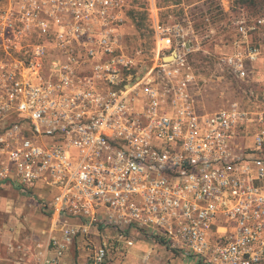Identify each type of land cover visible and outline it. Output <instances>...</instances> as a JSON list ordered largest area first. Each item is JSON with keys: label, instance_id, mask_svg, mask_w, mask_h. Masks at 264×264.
Here are the masks:
<instances>
[{"label": "built area", "instance_id": "2783aa9c", "mask_svg": "<svg viewBox=\"0 0 264 264\" xmlns=\"http://www.w3.org/2000/svg\"><path fill=\"white\" fill-rule=\"evenodd\" d=\"M149 3L145 56L128 0H0V187L49 222L18 264H124L139 242L264 264V16L226 26L212 78L234 98L208 112L183 30Z\"/></svg>", "mask_w": 264, "mask_h": 264}, {"label": "rangeland", "instance_id": "374dc122", "mask_svg": "<svg viewBox=\"0 0 264 264\" xmlns=\"http://www.w3.org/2000/svg\"><path fill=\"white\" fill-rule=\"evenodd\" d=\"M156 3L158 9L161 10L160 18L164 22L175 11L174 14L178 15V18L184 19L187 17L194 23L193 27L185 32L187 45L184 53L189 56L194 69L197 72H203V75L209 81L208 88L214 90V92L205 95L203 100H199V105L208 112L217 111L227 103L228 99L234 98V90L223 95H220V92L225 88L236 86L228 83L225 85L224 83L217 84V80L212 78L217 69L212 57L224 50V42L228 39L226 26L229 23L242 18H246L251 22L264 16V0H226V11L223 13L220 11L221 7L216 2H212L204 10L206 17H210V22L199 20L197 7H190L188 16L185 15L184 10L181 16L179 10L174 9L175 7L169 11L165 9L167 5H177L179 0H156ZM128 4L129 21L126 22L124 27L125 41L130 48H138L143 51V55L150 56L154 44V31L151 28L149 0H128ZM202 11L203 9L201 13ZM166 61L171 60L166 59ZM48 228L49 222L35 202L30 198L20 197L12 189L0 188V258H7L9 244L13 243L14 245L12 247L13 253L8 256L11 261L6 260L4 262L13 264L12 260L16 255H22L21 251L18 250L19 246L23 249L24 247L28 248L33 253L41 250L46 241L45 232ZM150 247L152 248L151 258L149 261L143 262L144 254ZM128 260L129 262L132 261V264L134 262L136 264H186L182 258L167 252L159 246L141 242L132 251Z\"/></svg>", "mask_w": 264, "mask_h": 264}, {"label": "crops", "instance_id": "0c3cea01", "mask_svg": "<svg viewBox=\"0 0 264 264\" xmlns=\"http://www.w3.org/2000/svg\"><path fill=\"white\" fill-rule=\"evenodd\" d=\"M225 1L226 0H179V3L177 4V5H175V6H168L167 5V7L165 8L167 11H169V10H172L174 7V9H178L179 10V12H180V15L182 16V12H183V10H184V13H185V15L186 16H188V12H189V9H191V8H193V7H197L196 9H197V11L199 12L198 14H197V16L199 17V20L201 19L203 22L204 21H207V17H206V14L204 13L205 11V7L208 5V4H210V3H212V2H216L217 3V5H219L221 8V10L220 11H222V13L224 12V11H226V4H225ZM157 4V3H156ZM187 5V6H186ZM222 6H223V8H222ZM184 7H185V9H184ZM191 7V8H190ZM203 9V11H202V13H201V10ZM174 12L175 11H173L172 12V14L171 13H169V14H171L170 16H169V18L167 19H165L166 20V25H169V26H175L176 27V25L177 26H180L181 27V29L183 30V32H184V34H185V32L186 31H189L192 27H193V22L192 21H190V19L189 18H184V19H182V18H178L177 16L178 15H176V14H174ZM178 12V13H179ZM190 12H192L191 10H190ZM180 16V17H181ZM197 30H198V28H197ZM1 188V187H0ZM8 188V187H7ZM10 189V188H9ZM20 197H24V196H20ZM24 198H26V197H24ZM10 245V248L8 249V253H7V258H0V264H7L6 262H4V261H6V260H9V261H11L10 260V257H8L9 255H10V253H13V243H10L9 244ZM16 254H18V253H16ZM19 256H21V257H19ZM23 256L21 255V254H18V255H16V257L12 260V263L13 264H18V262H19V259H21ZM132 262V261H131ZM131 262H129V260H127V262L126 263H124V264H132ZM133 264H136V262H134Z\"/></svg>", "mask_w": 264, "mask_h": 264}, {"label": "water", "instance_id": "95a60500", "mask_svg": "<svg viewBox=\"0 0 264 264\" xmlns=\"http://www.w3.org/2000/svg\"><path fill=\"white\" fill-rule=\"evenodd\" d=\"M168 59H169V60H171L172 58H171V57H169Z\"/></svg>", "mask_w": 264, "mask_h": 264}, {"label": "trees", "instance_id": "16d2710c", "mask_svg": "<svg viewBox=\"0 0 264 264\" xmlns=\"http://www.w3.org/2000/svg\"><path fill=\"white\" fill-rule=\"evenodd\" d=\"M220 7V6H219ZM221 10V9H220Z\"/></svg>", "mask_w": 264, "mask_h": 264}]
</instances>
